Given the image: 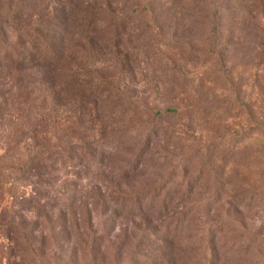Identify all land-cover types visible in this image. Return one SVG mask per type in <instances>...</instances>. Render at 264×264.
I'll list each match as a JSON object with an SVG mask.
<instances>
[{
  "label": "rangeland",
  "instance_id": "374dc122",
  "mask_svg": "<svg viewBox=\"0 0 264 264\" xmlns=\"http://www.w3.org/2000/svg\"><path fill=\"white\" fill-rule=\"evenodd\" d=\"M2 154L0 264H264V0H0Z\"/></svg>",
  "mask_w": 264,
  "mask_h": 264
},
{
  "label": "trees",
  "instance_id": "16d2710c",
  "mask_svg": "<svg viewBox=\"0 0 264 264\" xmlns=\"http://www.w3.org/2000/svg\"><path fill=\"white\" fill-rule=\"evenodd\" d=\"M103 16H91L90 17V21L88 22V25L90 26V28H94V30L91 32L94 39L98 40L103 47H109L112 43L111 40L115 39V37L112 38H107L111 33H107L106 31H103L101 29V27L98 26V23L100 21V18H102ZM115 40H118V38H116ZM114 40V41H115ZM34 51L35 53L33 54V58L39 60L41 59L44 63L42 64V66H40V69H43V73L39 74L42 77H48V75L52 72L53 68H57L60 63H61V55L59 54V52H57L56 50L53 49V47L51 48H37L34 46ZM31 55V54H29ZM20 57H17V65L15 69H20V68H24V64H21L20 62ZM26 60V59H25ZM46 70V71H45ZM71 75V74H69ZM71 76H75V74L71 75ZM68 92L70 93L71 96H79L82 100L86 101L87 103H90L92 105H94L95 107H98L100 103H108L110 98V90L107 88H102V89H85L84 87H81L80 85H71L68 87ZM104 95H106L105 97H107L106 99H104ZM119 102L121 101V98L118 100ZM118 104V103H117ZM117 109V108H116ZM127 114V117L132 116V114H128L130 112H124ZM112 115L117 114L116 116H119L120 113L117 112H112ZM165 115L167 116H174L176 114H178V112L176 110H167L165 113ZM163 114L161 113H157L155 115V117H161ZM129 133V132H128ZM62 149V145H55V151H50L49 152V157L44 160L42 153L37 152L36 154H34L33 156H29V157H25V159H21V163H18V167L16 165L10 166L11 170L8 171L7 173H19L22 175L25 174H29L32 171H42L45 168L50 167L51 164L53 163H58V162H65L66 161V157L64 156L65 154H63L60 150ZM6 159H7V155L6 154H2L0 155V175H4L5 176V172H3L5 163H6ZM9 186H11V184H8ZM4 187H8L7 185L5 186V184H3L2 182H0V190L4 189Z\"/></svg>",
  "mask_w": 264,
  "mask_h": 264
}]
</instances>
